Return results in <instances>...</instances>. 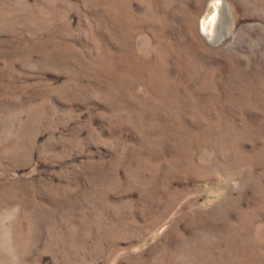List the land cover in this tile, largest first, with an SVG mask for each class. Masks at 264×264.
<instances>
[{
	"label": "rangeland",
	"instance_id": "1",
	"mask_svg": "<svg viewBox=\"0 0 264 264\" xmlns=\"http://www.w3.org/2000/svg\"><path fill=\"white\" fill-rule=\"evenodd\" d=\"M0 264H264V0H0Z\"/></svg>",
	"mask_w": 264,
	"mask_h": 264
},
{
	"label": "bare ground",
	"instance_id": "2",
	"mask_svg": "<svg viewBox=\"0 0 264 264\" xmlns=\"http://www.w3.org/2000/svg\"><path fill=\"white\" fill-rule=\"evenodd\" d=\"M214 13L210 16V18L204 22L202 29L203 36H206L207 39H213L219 35V32L221 33L223 30L225 31V15L223 12V8L216 4L214 8ZM226 35V34H225Z\"/></svg>",
	"mask_w": 264,
	"mask_h": 264
}]
</instances>
